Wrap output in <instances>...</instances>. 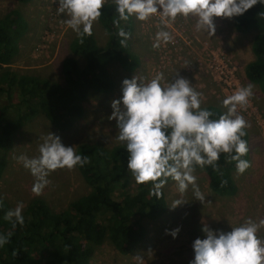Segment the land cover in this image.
<instances>
[{"label":"rangeland","instance_id":"obj_1","mask_svg":"<svg viewBox=\"0 0 264 264\" xmlns=\"http://www.w3.org/2000/svg\"><path fill=\"white\" fill-rule=\"evenodd\" d=\"M48 0H33L21 4L18 0H0V14L19 9L29 22L27 32L20 40V54L11 64V69L21 73L34 72L54 81H62L61 64L67 56H74L70 44L77 33L65 23L66 14L61 15L58 32L54 41L44 52L41 51L45 31L49 28ZM236 18V17H235ZM235 18H215V35L197 30L194 17L178 16L175 20L166 18V26L161 20L149 18L138 21L134 17V29L130 33L132 50L140 58V66L133 72L112 64L110 73L116 87L110 93L91 92L82 101L85 112L77 118L73 127L60 130L41 112L26 122L15 134L14 147L9 153L8 165L0 180L2 196L7 200L9 210L20 203L22 212L34 198H42L57 212L66 209L77 197L92 190L77 167L57 169L49 174V183L39 195L32 191L35 178L18 160L21 155L29 158L39 156V145L43 137L50 132L58 135L65 146L76 148L81 143H100L107 148L124 144L116 137V121L109 120L113 99L122 95L121 85L124 79L137 76L145 82L157 73L164 74L162 83H170L178 73L191 80L193 87L201 92V107L212 104L222 105L225 97L237 89L252 85L253 95L246 105H237L236 114L241 115L247 124L245 128L250 139V167L239 174L234 171L237 192L223 195L213 191L209 177L203 168H195V183L204 196L201 203L196 200L192 186L180 193L175 181L164 186L168 209L157 220H145L148 236L129 254H122L113 243L106 240L96 245L90 264H184L194 258L192 243L196 238H204L203 224L213 230H231L251 219L257 224L264 219V91L250 81L246 75L248 63L254 60L252 49L254 30L239 31L235 27ZM96 38L101 45L108 41V32L99 19L93 22ZM164 29L171 34L167 43L156 40L157 31ZM47 43H45L46 45ZM157 44V47H153ZM77 56V55H75ZM83 63V59H81ZM137 183L132 177L131 190L135 193ZM176 201L182 204L171 207ZM105 219L102 220V223ZM179 228L174 239L166 230ZM257 236L264 239V226L258 228Z\"/></svg>","mask_w":264,"mask_h":264},{"label":"trees","instance_id":"obj_2","mask_svg":"<svg viewBox=\"0 0 264 264\" xmlns=\"http://www.w3.org/2000/svg\"><path fill=\"white\" fill-rule=\"evenodd\" d=\"M18 1L26 4L33 0ZM101 11L98 19L108 32L107 43L99 44L93 27L90 36L77 34L70 44L77 56H67L62 61V81L11 69L20 54V40L29 23L19 9L0 14V180L21 126L43 112L55 127L68 130L83 116L82 101L91 92L104 94L115 89L116 82L110 73L112 64H119L129 72L139 68L140 58L132 50L129 39L134 17L119 20L114 0L106 3ZM234 23L239 31L256 32L252 43L255 58L248 63L246 75L264 91V4L258 3L236 17ZM121 30L128 33L126 38L119 35ZM203 107L215 114L213 119L223 114L219 106ZM244 131L248 153L243 159L249 160L250 137ZM75 152L88 157L87 164L76 167L92 190L60 212L46 200L34 198L22 212L23 225L17 223L13 227V221L5 219L9 205L0 189V235L8 238L0 247V264H90L96 245L106 240L122 254H129L148 236L145 220H157L167 211L164 186L171 178L161 189L159 199L150 194L151 182L137 184V191L132 193L124 144L107 148L100 143L85 142ZM226 156L220 155L218 170L203 167L210 188L223 195L234 194L238 188L233 174L235 162Z\"/></svg>","mask_w":264,"mask_h":264},{"label":"clouds","instance_id":"obj_3","mask_svg":"<svg viewBox=\"0 0 264 264\" xmlns=\"http://www.w3.org/2000/svg\"><path fill=\"white\" fill-rule=\"evenodd\" d=\"M57 12L66 14L64 23L78 35H92L93 22L102 15L107 0H56ZM119 20L135 17L147 21L159 13L163 18L175 20L178 16L196 19V28L215 35V18L232 19L242 16L264 0H114ZM115 21V23H119ZM121 37L128 33L121 30ZM156 40L165 43L171 34L164 29L157 31ZM154 44L153 47H157ZM163 73L145 82L133 76L124 79L122 95L111 101L109 120L116 121L117 139L127 150V169L137 184L151 182L150 194L161 197V189L168 179L175 181L180 193L192 186L196 200L204 196L195 183L193 172L197 166H211L218 170L221 154L235 162L236 171L243 174L250 162L243 157L248 153L245 119L236 114L237 105L243 106L253 95L252 85L237 89L225 97L222 105L226 112L218 119L206 107H201L202 93L191 80L178 73L170 83H162ZM39 145V156L29 158L21 155L18 160L35 178L32 187L39 195L49 183L47 177L57 169H72L87 164L88 157L77 154L72 146H65L58 135L50 132ZM176 201L171 207L181 205ZM23 204L5 214V219L23 225ZM14 218V220H13ZM264 226L251 219L230 231L213 230L203 224L204 238L192 243L194 258L189 264H264V239L257 236L258 228ZM180 229L166 230L174 239ZM8 238L0 235V247Z\"/></svg>","mask_w":264,"mask_h":264},{"label":"built area","instance_id":"obj_4","mask_svg":"<svg viewBox=\"0 0 264 264\" xmlns=\"http://www.w3.org/2000/svg\"><path fill=\"white\" fill-rule=\"evenodd\" d=\"M112 0H107V3L110 2ZM57 3L56 0H48V11H49V17H46L47 20V25H48V29L45 31V36L43 38V44L40 45L41 46V51L44 52L46 49H48L50 45L53 41L55 36L57 35L58 32V22L61 19V15H63L62 13H58L57 12ZM150 18H154L153 20H162V17L159 15V13H157L156 15L150 17ZM164 19V25L167 23L166 22V18ZM166 26V25H165ZM45 43H47L45 45ZM46 46V49H44V47Z\"/></svg>","mask_w":264,"mask_h":264},{"label":"crops","instance_id":"obj_5","mask_svg":"<svg viewBox=\"0 0 264 264\" xmlns=\"http://www.w3.org/2000/svg\"><path fill=\"white\" fill-rule=\"evenodd\" d=\"M29 23V22H28Z\"/></svg>","mask_w":264,"mask_h":264}]
</instances>
